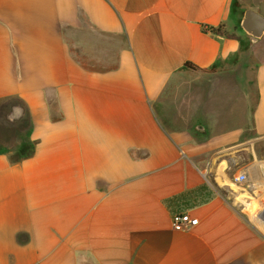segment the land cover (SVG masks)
<instances>
[{
  "label": "crops",
  "instance_id": "1",
  "mask_svg": "<svg viewBox=\"0 0 264 264\" xmlns=\"http://www.w3.org/2000/svg\"><path fill=\"white\" fill-rule=\"evenodd\" d=\"M263 5L0 0V264H264L216 163L264 136V36L244 98L227 68Z\"/></svg>",
  "mask_w": 264,
  "mask_h": 264
},
{
  "label": "rangeland",
  "instance_id": "2",
  "mask_svg": "<svg viewBox=\"0 0 264 264\" xmlns=\"http://www.w3.org/2000/svg\"><path fill=\"white\" fill-rule=\"evenodd\" d=\"M258 45L259 43H255L244 48L242 56L236 57L232 60L233 64L227 66L229 70L232 69L236 72L234 75L236 90L237 93H241L243 98L246 95L247 81H250L254 74L253 52ZM84 62L90 64L86 60ZM247 90L249 89L247 88ZM3 117L7 118L6 115ZM6 122V129L9 130L10 127H13L15 135H17L16 127L10 124L9 119H6ZM19 138H22L21 147L24 149L25 137L20 135ZM218 154L219 158L216 159V163L219 162L223 167L225 180L221 194L229 198V202L234 203L264 234V136L243 135L241 141L227 145L218 151ZM239 173L247 175V180L244 183L236 180L235 177Z\"/></svg>",
  "mask_w": 264,
  "mask_h": 264
},
{
  "label": "water",
  "instance_id": "3",
  "mask_svg": "<svg viewBox=\"0 0 264 264\" xmlns=\"http://www.w3.org/2000/svg\"><path fill=\"white\" fill-rule=\"evenodd\" d=\"M241 27L250 35L252 43H257L264 36V5L259 13L246 12Z\"/></svg>",
  "mask_w": 264,
  "mask_h": 264
},
{
  "label": "built area",
  "instance_id": "4",
  "mask_svg": "<svg viewBox=\"0 0 264 264\" xmlns=\"http://www.w3.org/2000/svg\"><path fill=\"white\" fill-rule=\"evenodd\" d=\"M235 178L237 181L244 183L247 180V175L245 173H239ZM198 222L199 220L197 218L192 217L186 212L174 215L172 225L176 231H188L197 226Z\"/></svg>",
  "mask_w": 264,
  "mask_h": 264
},
{
  "label": "clouds",
  "instance_id": "5",
  "mask_svg": "<svg viewBox=\"0 0 264 264\" xmlns=\"http://www.w3.org/2000/svg\"><path fill=\"white\" fill-rule=\"evenodd\" d=\"M13 116H17V118H22L23 116V109L19 106H15L12 109V112L9 115V120H12Z\"/></svg>",
  "mask_w": 264,
  "mask_h": 264
},
{
  "label": "trees",
  "instance_id": "6",
  "mask_svg": "<svg viewBox=\"0 0 264 264\" xmlns=\"http://www.w3.org/2000/svg\"><path fill=\"white\" fill-rule=\"evenodd\" d=\"M222 28H223V26L221 25L218 28H211V30H212V32H215L216 33V32L222 31ZM243 48H244V43H243ZM243 50L244 49H242V51ZM83 64H85V63L83 62ZM187 66L190 67V68L196 69V67L194 65H192L191 63H187ZM215 69H216V67H213L212 68V70H215ZM22 154H24V150H23V153ZM21 159H25V155L22 156L21 158H19V160H21Z\"/></svg>",
  "mask_w": 264,
  "mask_h": 264
},
{
  "label": "bare ground",
  "instance_id": "7",
  "mask_svg": "<svg viewBox=\"0 0 264 264\" xmlns=\"http://www.w3.org/2000/svg\"><path fill=\"white\" fill-rule=\"evenodd\" d=\"M259 165H261V164H259ZM254 181V180H253Z\"/></svg>",
  "mask_w": 264,
  "mask_h": 264
}]
</instances>
